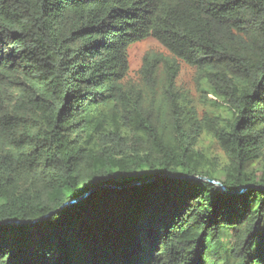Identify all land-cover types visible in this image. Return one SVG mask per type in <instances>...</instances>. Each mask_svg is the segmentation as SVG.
Masks as SVG:
<instances>
[{
	"label": "trees",
	"instance_id": "16d2710c",
	"mask_svg": "<svg viewBox=\"0 0 264 264\" xmlns=\"http://www.w3.org/2000/svg\"><path fill=\"white\" fill-rule=\"evenodd\" d=\"M0 264H264V0H0Z\"/></svg>",
	"mask_w": 264,
	"mask_h": 264
},
{
	"label": "rangeland",
	"instance_id": "374dc122",
	"mask_svg": "<svg viewBox=\"0 0 264 264\" xmlns=\"http://www.w3.org/2000/svg\"><path fill=\"white\" fill-rule=\"evenodd\" d=\"M146 54H159L170 57L168 50L163 47L155 38H147L140 42L132 44L128 48L129 72L125 78V82L141 83L140 69L143 65V59ZM180 71L176 80V89L194 104L203 117L207 112H211L212 108L208 102L204 100L206 93L202 92V81L198 79V70L196 67L188 65L184 61L179 60ZM163 74L160 70L159 77ZM161 88V87H160ZM212 98V95H209ZM202 151L211 157L216 164H224L226 157L221 148L210 138L206 137L200 144Z\"/></svg>",
	"mask_w": 264,
	"mask_h": 264
},
{
	"label": "water",
	"instance_id": "95a60500",
	"mask_svg": "<svg viewBox=\"0 0 264 264\" xmlns=\"http://www.w3.org/2000/svg\"><path fill=\"white\" fill-rule=\"evenodd\" d=\"M198 179H202V180H205V181H207V182H209V183H211V184H213V185H215V186H217L218 188H220L222 191H224L225 193H230L228 190H227V188L224 186V184L223 183H221V182H219V181H216V180H214V179H211V178H208V177H197ZM141 182H133V183H130L129 184V186L130 187H132V186H134V185H137V184H140ZM105 187H111V186H99V187H97V188H94L91 192H93V191H95V190H98V189H102V188H105ZM89 195V193H86L85 194V196H88ZM84 196V197H85ZM78 200H80V199H78ZM78 200H75V201H72V202H70V203H75L76 201H78Z\"/></svg>",
	"mask_w": 264,
	"mask_h": 264
}]
</instances>
